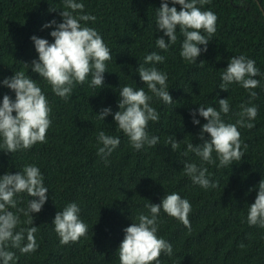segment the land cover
<instances>
[{
  "label": "trees",
  "instance_id": "obj_1",
  "mask_svg": "<svg viewBox=\"0 0 264 264\" xmlns=\"http://www.w3.org/2000/svg\"><path fill=\"white\" fill-rule=\"evenodd\" d=\"M76 2L83 3L84 9L73 15L95 16V21H81V26L98 32L112 58L105 62L102 88L90 86L89 74L85 83L75 84L64 100L53 93L39 73L24 64L38 59L33 35L54 42L50 32L55 25H43L53 19L63 21L60 12L68 10L64 0H0V102L5 94L15 99L3 79L24 72L41 88L51 109L46 142L14 153L0 148V176L35 165L48 188L41 211L32 213L33 224L26 223L29 216L24 215L29 199H34L26 192L17 194L16 206L8 208L20 219L16 231L37 227L34 236L38 245L31 253H21L9 245L6 250L15 254L10 264H120L118 248L124 229L138 223L139 215H151L146 205L161 204L164 196L172 193L190 202L191 229L161 209L156 235L171 244L172 255L161 253L160 264H264V228L247 221L249 205L254 203L258 184L264 179V0L198 3L202 11H212L217 21L207 51L201 52L195 64L180 55L184 36L179 28L175 44L167 50L157 46L156 39L163 36L157 28V9L162 0ZM167 2L173 6L172 0ZM51 7L56 10L50 11ZM175 7L178 11L181 8L179 4ZM201 34L207 36L203 30ZM199 47L203 49L204 45ZM152 52L163 56L164 61L146 63L145 57ZM240 55L255 61L260 74L253 78L259 86L248 90L232 82L227 91L220 89L221 73L231 58ZM140 65L167 74L171 104L148 90L137 71ZM124 86L143 88L152 97L150 104L159 113V121H149L146 131L150 137H159L156 146L145 144L140 150L134 149L114 122L119 91ZM252 91L257 94L255 98L250 96ZM219 99L229 102V112L221 113L225 123L236 124L241 105L258 110L250 121L253 128L237 125L245 155L227 167H217L215 152V164L202 162L191 151L185 155L188 143H203L199 134L207 122L197 111L200 123L193 124L190 111L199 106L219 111ZM106 107L111 113L102 120L97 113ZM100 131L120 140L110 154H98L102 147L97 139ZM169 138L179 142L177 150L167 143ZM204 139H210L209 134L205 133ZM185 163L206 167V175L216 187L205 189L193 183L184 172ZM73 202L80 208L79 218L87 225V234L77 242L61 245L52 222L57 211ZM24 235L21 246L27 243L26 231Z\"/></svg>",
  "mask_w": 264,
  "mask_h": 264
},
{
  "label": "clouds",
  "instance_id": "obj_2",
  "mask_svg": "<svg viewBox=\"0 0 264 264\" xmlns=\"http://www.w3.org/2000/svg\"><path fill=\"white\" fill-rule=\"evenodd\" d=\"M210 0H172L169 6L167 0H162L161 6L157 9V28L163 32V36L156 39L160 49L167 50L177 40L176 30L179 28L184 36L180 55L190 63L195 64L201 52L207 51L208 42L216 32L217 16L210 10L202 11L197 4L204 5ZM65 8L60 15L62 22L53 19L43 25L44 28L55 27L50 32L54 42L50 43L45 38L33 35L31 40L34 43L38 59H33L31 64L24 63L31 67L33 72L39 73L49 85L52 91L60 98L67 100L73 91L75 84L85 83L89 74L92 79L90 86L103 87L106 61L110 60V49L104 43L98 32L91 27L81 26V21H95V16L81 14L74 16L75 12H83L84 4L76 0H64ZM176 4L181 6L178 11ZM50 8V11H55ZM201 30L207 36L201 34ZM167 37V42L165 40ZM199 45H204L201 49ZM164 57L152 52L145 57V62H163ZM140 78L147 85L148 90L165 104H171L173 98L169 93L167 74L158 71L156 68H145L140 65L137 69ZM259 69L255 67V61L246 58L244 55L231 58L227 68L221 73L222 83L219 88L228 90V84L239 83L245 89L251 90L259 86V81L254 79L259 75ZM3 85L14 91L15 99L9 95L3 96L0 102V138L2 148L6 152L28 150L36 143L46 142V133L50 127L51 111L45 94L24 72H16L11 77L2 81ZM256 92H250L252 98ZM119 111L114 114V122L119 130L129 137L131 146L140 150L145 144L156 146L159 137L149 136L146 128L149 121L158 122L159 113L150 104L151 96L146 94L143 88L134 90L131 86H124L119 91ZM219 111L214 107L199 106L197 110H191L193 124H199L196 118L197 111L207 122L200 131L201 144H187V150L194 152L201 158L202 162L215 164L213 152L219 159L217 167H227L234 162L241 161L245 153L241 150L242 141L237 125L251 129L254 124L250 121L257 116L255 106L245 107L241 105L240 119L236 124L225 123L221 113L229 112L228 99H219ZM15 112V115L13 113ZM111 113V108H102L98 117L102 120ZM248 121V122H246ZM207 133L210 139H204ZM98 142L102 147L98 148V154H110L119 146L118 137L106 135L103 131L98 133ZM173 151L180 147L177 140L169 138L167 141ZM247 145H244V149ZM184 172L193 183L207 189L216 187V183L210 181L206 175L208 169L199 167L195 163H185ZM259 191L254 203L249 205L247 221L249 225H258L264 228V179L258 184ZM251 191V189L249 190ZM27 193L34 199H29L28 208L24 215L29 216L28 224H33L32 213H39L48 199V188L44 185V177L40 169L35 165H26L23 172L5 173L0 176V262L10 264L14 261L15 254L6 250L9 245L19 248L21 253H31L37 250V242L34 233L36 226L16 231L20 219L9 207L16 206L14 197L20 193ZM151 215L141 214L138 216V223L133 222L124 229L125 236L119 245L120 264H160L161 253L172 255V246L162 238H158V217L161 209L171 217L176 218L189 230L191 229L188 219L191 211V204L187 199L181 198L177 193L165 195L161 204L151 203L146 205ZM80 208L76 203H69L63 211H57L53 224L54 230L60 237V244L66 245L77 242L87 234V225L79 218ZM25 231L27 232L25 240ZM243 247V245H241Z\"/></svg>",
  "mask_w": 264,
  "mask_h": 264
}]
</instances>
